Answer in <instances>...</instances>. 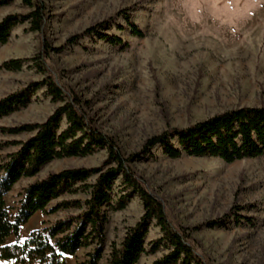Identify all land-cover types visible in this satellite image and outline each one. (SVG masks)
I'll return each instance as SVG.
<instances>
[{"label":"rangeland","instance_id":"374dc122","mask_svg":"<svg viewBox=\"0 0 264 264\" xmlns=\"http://www.w3.org/2000/svg\"><path fill=\"white\" fill-rule=\"evenodd\" d=\"M4 1L0 22L8 16L17 20L0 45V64L24 61L18 71L0 69V99L25 90L30 96L25 107L0 118V127L43 122L73 100L91 126L113 139L129 158L126 165L135 179L162 203L172 227L188 236L201 264H264V156L232 162L207 155L173 158L157 144H146L168 129L186 128L229 109L264 107V0H42V32L31 31L22 21L30 9L21 0ZM123 16L143 35H133ZM102 22L97 31L118 36L122 45L85 33ZM77 34L81 37L76 42L67 43ZM37 56L40 67L34 63ZM46 78L62 89L60 100L47 94ZM65 126L62 118L60 128ZM31 134L0 132V157L18 148L9 142ZM114 165L105 148L54 159L12 186L5 196L9 214H14L22 189L49 173L66 168L103 172ZM97 175L85 183H93ZM109 194L110 207L124 194L129 199L121 209L102 208L107 221L99 264H106L110 244L119 245L143 214L142 201L120 175ZM86 198L88 193L82 191L63 194L48 208L61 200ZM82 209L36 211L22 225L18 239ZM217 219L224 224L205 225ZM160 236L155 222H148L144 248L149 250ZM93 248H79L65 263L83 264ZM165 252L144 253L137 264H151Z\"/></svg>","mask_w":264,"mask_h":264},{"label":"trees","instance_id":"16d2710c","mask_svg":"<svg viewBox=\"0 0 264 264\" xmlns=\"http://www.w3.org/2000/svg\"><path fill=\"white\" fill-rule=\"evenodd\" d=\"M30 11L22 16L29 23L31 31L42 32L45 23V5L42 0H21ZM6 2L2 0L0 5ZM127 28L133 35L142 36V32L128 16H123ZM16 17L8 16L0 22V45L10 34ZM105 23L88 28L85 33H93L111 45H122L118 36H108L97 31ZM123 29V27H119ZM81 34L71 36L67 43H74ZM24 59H8L0 64V69L18 71ZM35 65L41 66L38 56ZM47 94L53 100H60L63 91L50 78L43 82ZM36 89V86H35ZM28 90L10 93L0 99V118L7 116L29 103ZM68 100L57 107L43 122L22 124L14 127H0V132L19 134L31 132L25 140L11 141L18 145L14 152L0 157V260L13 264H66L65 258L81 248L94 244L87 252L83 264H99L105 245V224L107 216L102 208L109 206L110 190L114 179L120 175L130 192L138 195L143 204L140 220L126 230L119 245L110 244L106 264H137L142 254L165 249L159 258L151 264H201L198 256L187 242V235L172 227L168 221L162 203L150 195L135 179L126 165L128 159L120 153L113 139L94 129L84 114ZM62 118L66 126L60 128ZM175 140V141H174ZM146 144H157L169 157L177 158L182 154L194 156H215L225 162L244 158L264 156V107L243 106L229 109L204 120L197 121L186 128H172L155 135ZM95 148H105L108 159L115 165L99 172L96 169L66 168L47 174L40 180L28 184L20 193L14 214H9L5 202L6 194L23 177H32L54 159L83 156ZM98 173L91 184L85 181ZM78 191L88 193L83 202L79 200H61L48 208L49 203L63 194ZM129 194H124L111 210L124 207ZM75 216L57 219L41 229L32 230L19 241L22 225L36 212L54 213L60 209L82 208ZM154 221L161 236L144 248L147 223ZM223 219L210 220L205 225L212 227L223 225ZM13 236L14 242L7 238Z\"/></svg>","mask_w":264,"mask_h":264},{"label":"crops","instance_id":"0c3cea01","mask_svg":"<svg viewBox=\"0 0 264 264\" xmlns=\"http://www.w3.org/2000/svg\"><path fill=\"white\" fill-rule=\"evenodd\" d=\"M9 238H10V237L7 238V242H8V243H11V242H14V241H15V240H10ZM2 261H4V260H2ZM9 262H10V261H9ZM11 263H12V262H11ZM0 264H2V263L0 262ZM12 264H13V263H12Z\"/></svg>","mask_w":264,"mask_h":264}]
</instances>
